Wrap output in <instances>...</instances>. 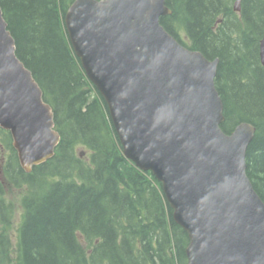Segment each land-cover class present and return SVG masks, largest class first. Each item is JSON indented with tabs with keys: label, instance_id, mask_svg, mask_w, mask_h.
<instances>
[{
	"label": "trees",
	"instance_id": "1",
	"mask_svg": "<svg viewBox=\"0 0 264 264\" xmlns=\"http://www.w3.org/2000/svg\"><path fill=\"white\" fill-rule=\"evenodd\" d=\"M72 1L0 0L15 53L51 106L60 135L54 155L27 172L9 131L0 127L7 149L2 180L25 188L13 228L0 184V264H186L188 235L175 222L161 183L124 156L106 103L70 45L63 15ZM233 2L166 0L171 13L160 23L186 47L218 57L221 128L229 133L241 121L254 125L246 173L264 201V65L258 53L264 0H242L238 12ZM6 228L12 232L5 234Z\"/></svg>",
	"mask_w": 264,
	"mask_h": 264
},
{
	"label": "water",
	"instance_id": "2",
	"mask_svg": "<svg viewBox=\"0 0 264 264\" xmlns=\"http://www.w3.org/2000/svg\"><path fill=\"white\" fill-rule=\"evenodd\" d=\"M241 1L234 0L235 11ZM170 13L166 0H73L63 23L123 154L161 183L186 231V264H264V201L245 160L255 127L241 121L222 130L218 57L181 44L160 23ZM258 53L264 65V31ZM0 127L27 172L51 158L60 140L1 8Z\"/></svg>",
	"mask_w": 264,
	"mask_h": 264
},
{
	"label": "rangeland",
	"instance_id": "3",
	"mask_svg": "<svg viewBox=\"0 0 264 264\" xmlns=\"http://www.w3.org/2000/svg\"><path fill=\"white\" fill-rule=\"evenodd\" d=\"M180 37L183 40H186L184 33L181 32L180 33ZM80 150H82V148H77L76 152H80ZM83 155V154H82ZM7 156V149H5L0 141V166L3 163L5 157ZM86 158V156H85ZM0 184H1V190L3 191V198L5 200V202L10 203L12 206V213L10 216V221L11 226L14 228L15 225L19 222L20 217H21V213H22V208H21V204H22V199L24 197V187H17V186H9L6 185L2 178H0ZM13 228H6V233L8 234L10 232H12ZM1 230V229H0ZM1 264H11V263H5L2 262Z\"/></svg>",
	"mask_w": 264,
	"mask_h": 264
},
{
	"label": "flooded vegetation",
	"instance_id": "4",
	"mask_svg": "<svg viewBox=\"0 0 264 264\" xmlns=\"http://www.w3.org/2000/svg\"><path fill=\"white\" fill-rule=\"evenodd\" d=\"M0 178H2V177H1V166H0Z\"/></svg>",
	"mask_w": 264,
	"mask_h": 264
}]
</instances>
